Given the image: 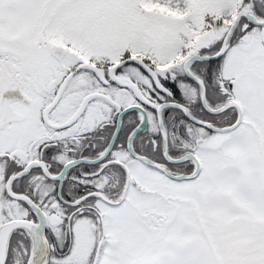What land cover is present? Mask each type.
I'll use <instances>...</instances> for the list:
<instances>
[{
    "label": "snow or ice",
    "instance_id": "obj_1",
    "mask_svg": "<svg viewBox=\"0 0 264 264\" xmlns=\"http://www.w3.org/2000/svg\"><path fill=\"white\" fill-rule=\"evenodd\" d=\"M0 264H264V0H0Z\"/></svg>",
    "mask_w": 264,
    "mask_h": 264
}]
</instances>
